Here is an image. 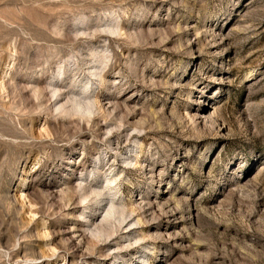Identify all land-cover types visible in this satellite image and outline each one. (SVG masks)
Instances as JSON below:
<instances>
[{
	"label": "rangeland",
	"instance_id": "1",
	"mask_svg": "<svg viewBox=\"0 0 264 264\" xmlns=\"http://www.w3.org/2000/svg\"><path fill=\"white\" fill-rule=\"evenodd\" d=\"M0 264H264V0H0Z\"/></svg>",
	"mask_w": 264,
	"mask_h": 264
},
{
	"label": "bare ground",
	"instance_id": "2",
	"mask_svg": "<svg viewBox=\"0 0 264 264\" xmlns=\"http://www.w3.org/2000/svg\"><path fill=\"white\" fill-rule=\"evenodd\" d=\"M75 105H76L75 107H76L77 109H81V108H82V106H81L80 103H77V102H76ZM212 114L214 115V113H212ZM113 212H114V207L111 206L110 209L107 211V216H106L105 219L107 220V219L113 214Z\"/></svg>",
	"mask_w": 264,
	"mask_h": 264
}]
</instances>
